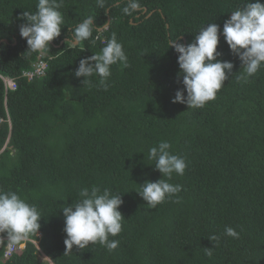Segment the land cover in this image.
<instances>
[{"label":"trees","instance_id":"16d2710c","mask_svg":"<svg viewBox=\"0 0 264 264\" xmlns=\"http://www.w3.org/2000/svg\"><path fill=\"white\" fill-rule=\"evenodd\" d=\"M57 2L61 35L33 52L20 25L38 0H0V76L16 80L6 89L0 77V191L36 206L41 227L27 237L49 259L27 241L0 264H264V64L246 76L221 35L219 59L232 61L233 73L214 99L188 108L172 102L182 85L178 54L168 48L176 38L191 43L208 23L222 28L247 0H137L131 14L123 11L130 0ZM88 17L100 31L73 46V29ZM113 33L127 66H110L105 90L98 75L75 70ZM40 56L45 72L20 76L34 72ZM161 141L187 167L169 181L182 185L179 202L172 196L149 208L136 191L161 177L148 157ZM92 186L122 193V231L109 237L118 247L97 242L65 252L62 208ZM226 227L239 237L226 236Z\"/></svg>","mask_w":264,"mask_h":264},{"label":"clouds","instance_id":"9594fccd","mask_svg":"<svg viewBox=\"0 0 264 264\" xmlns=\"http://www.w3.org/2000/svg\"><path fill=\"white\" fill-rule=\"evenodd\" d=\"M98 2L101 7L104 6L103 0ZM60 7L61 3L57 0H38L36 11L22 13L24 22L20 25V35L26 39L27 51L44 50L50 46V41L61 35L64 20L58 11ZM139 9L137 0H130L123 11L131 14ZM93 21V17H88L75 26L73 46L89 40L94 30L100 31L95 28ZM221 35L231 53L241 61L246 76L254 75L264 64V0H247L242 8L231 12L222 28L220 24L208 23L187 45L182 41L178 42L177 38L169 40L168 48L171 47L178 54L177 82L182 85L175 92L173 103L186 104L188 108L203 107L206 102L215 98L216 93L229 79L234 64L230 60L219 59L223 55L218 51ZM39 58L45 62L40 74L29 76L28 73L31 72L23 70L20 76L27 75L31 79L33 75H42L47 62L41 56ZM118 62L127 66V56L123 45L113 33L100 53L80 59L75 76L85 79L96 74L100 77L101 86L107 90L106 81L111 76L110 66ZM0 77L6 89L16 87L15 78ZM170 148L168 141H161L158 146L149 149L148 157L155 161V169L161 173V177L155 181H145L141 184V189L136 191L149 208H155L172 196H176V202H179L177 194L182 191V185L169 181L173 173L183 175L187 164L183 157L172 154ZM80 197L74 204L70 203L62 208L65 218V252L71 251L74 246L85 249L90 243L97 242L108 251L115 250L119 241L109 237H115L122 231V193L112 194L107 188L101 191L99 186H92L90 190L83 188ZM40 219L41 215L35 205L29 204L14 191H0V233L6 231L13 242H18L30 233L38 232L41 227ZM224 234L239 237V233L232 227H226ZM208 238L211 241L219 240L215 235ZM206 254L211 255V251L206 249Z\"/></svg>","mask_w":264,"mask_h":264},{"label":"built area","instance_id":"2783aa9c","mask_svg":"<svg viewBox=\"0 0 264 264\" xmlns=\"http://www.w3.org/2000/svg\"><path fill=\"white\" fill-rule=\"evenodd\" d=\"M44 66L45 62L41 58H39L34 67V72L28 73V75L31 76L34 73L40 74L43 71ZM39 235L40 234H38V236ZM26 241H30L32 243L36 242V240L27 237L19 240L18 242H13L10 236H0V250L2 251L0 259L6 260L13 253H20L25 247Z\"/></svg>","mask_w":264,"mask_h":264},{"label":"rangeland","instance_id":"374dc122","mask_svg":"<svg viewBox=\"0 0 264 264\" xmlns=\"http://www.w3.org/2000/svg\"><path fill=\"white\" fill-rule=\"evenodd\" d=\"M34 244H35V247L38 249V257H39V259L40 260H42V261H44V260H48V258H47V256H45L42 252H41V250H39V244H38V242H37V240H36V242H34Z\"/></svg>","mask_w":264,"mask_h":264}]
</instances>
